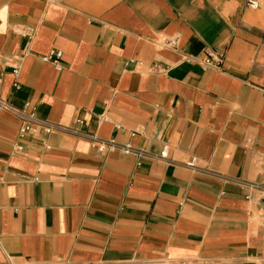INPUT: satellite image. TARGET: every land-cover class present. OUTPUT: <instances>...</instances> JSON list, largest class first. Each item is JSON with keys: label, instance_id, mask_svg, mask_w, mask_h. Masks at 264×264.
<instances>
[{"label": "crops", "instance_id": "0c3cea01", "mask_svg": "<svg viewBox=\"0 0 264 264\" xmlns=\"http://www.w3.org/2000/svg\"><path fill=\"white\" fill-rule=\"evenodd\" d=\"M246 2L0 0L2 95L168 148L138 164L85 137L20 136L0 110V264H264V195L247 185L264 182V10ZM205 49L225 50L221 68Z\"/></svg>", "mask_w": 264, "mask_h": 264}, {"label": "built area", "instance_id": "2783aa9c", "mask_svg": "<svg viewBox=\"0 0 264 264\" xmlns=\"http://www.w3.org/2000/svg\"><path fill=\"white\" fill-rule=\"evenodd\" d=\"M247 6L255 10H264V0H247ZM24 32V31H22ZM35 31H30L26 33L30 38L33 37ZM171 45L175 44V41H169ZM62 52L52 50L49 55L45 56V60H51L57 66L59 65V58L61 57ZM226 58V52L223 49L213 50L205 49L199 58V62L204 69L210 68H221L224 60ZM189 60H192L188 58ZM21 70L20 63L13 65V75L14 82L13 86L16 89L21 87V83L18 79ZM2 82V77H0V84ZM0 110H6L17 115L20 119V136L25 135H53V134H70L77 137H85L89 139L93 147L97 148L100 152L113 151L115 149H121L125 153H131L136 155L139 158L138 164L141 163L140 159L142 158H152V159H168V148L165 147L159 154L150 153L142 148H137L130 144L119 143L115 138H102L95 133L90 131H83L81 125L84 123V120L78 117L75 120L74 125H66L62 123H55L49 121L48 119L39 115L36 105L31 100H26L22 106H17L7 96H4L0 93ZM100 119H105L104 115L99 117ZM117 128H120V125H116ZM137 131H133L135 134ZM47 148L51 146L46 144ZM188 167L200 169L203 168L198 164V158L193 157L190 161L185 163ZM248 187L250 189L261 192L264 195V182H248ZM264 225V221H262ZM1 264H30V261H24L23 263H18L14 256L7 255L4 261Z\"/></svg>", "mask_w": 264, "mask_h": 264}]
</instances>
